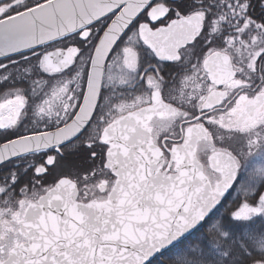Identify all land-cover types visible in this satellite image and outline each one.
I'll return each mask as SVG.
<instances>
[{
	"label": "snow or ice",
	"instance_id": "1",
	"mask_svg": "<svg viewBox=\"0 0 264 264\" xmlns=\"http://www.w3.org/2000/svg\"><path fill=\"white\" fill-rule=\"evenodd\" d=\"M0 264H264V0H0Z\"/></svg>",
	"mask_w": 264,
	"mask_h": 264
}]
</instances>
